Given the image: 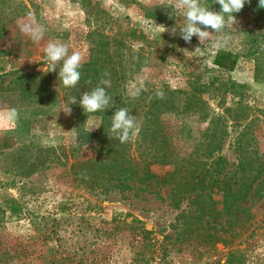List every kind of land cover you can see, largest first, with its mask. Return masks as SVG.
I'll use <instances>...</instances> for the list:
<instances>
[{"label":"rangeland","instance_id":"rangeland-1","mask_svg":"<svg viewBox=\"0 0 264 264\" xmlns=\"http://www.w3.org/2000/svg\"><path fill=\"white\" fill-rule=\"evenodd\" d=\"M202 2L221 10L215 0ZM234 15L236 24L216 34L207 29L212 36L201 44L195 36L190 43L180 38L184 16L176 0H0V114L18 112L15 120H0V264H264V196L247 203L252 215L247 221L220 213L218 203L208 224L202 216L195 226L176 227L168 187L156 193L148 185L106 197L77 187L71 165L92 155L101 120L97 113L77 114L58 77L62 61L52 72L44 52L48 42H64L69 54L80 52L83 65L97 49L108 51L122 64L117 95L149 107L150 94L162 85L184 91L218 75L213 58L217 50H228L237 55V65L222 76L239 85L241 106L253 119L246 139L264 158V8L250 0ZM33 19L46 28L38 43L20 30V22ZM157 26L177 27L176 35ZM220 37L228 39L217 47ZM44 83L43 92L21 94ZM203 97L213 115L222 113L217 100ZM222 101L235 107L238 98L226 95ZM65 106L70 114L61 111ZM163 118L173 143L184 149L175 134L179 119ZM205 127L202 119L193 131ZM227 131L222 154L231 164L237 159L232 145L237 132L231 126ZM167 170L151 167L157 175ZM186 204L183 200L180 209Z\"/></svg>","mask_w":264,"mask_h":264},{"label":"trees","instance_id":"trees-1","mask_svg":"<svg viewBox=\"0 0 264 264\" xmlns=\"http://www.w3.org/2000/svg\"><path fill=\"white\" fill-rule=\"evenodd\" d=\"M121 65L112 60L108 51L97 49L79 69V83L68 88L72 97H77V103L71 106L81 116V94L91 92L106 71L109 76L105 79L110 80L106 92L114 102L119 97L118 105L95 112L100 117L101 125L95 134L96 144L91 149L92 155L76 159L71 165L76 186L104 197L116 191L119 194L133 190L145 191L148 185L149 191L153 192L159 187H168L169 194L166 198L177 209L176 227L181 222L195 226L202 216H207L205 224H208L209 219L215 218L213 212L218 203L222 205L220 213L234 217L235 222L250 219L251 204L247 203L256 196L257 200L264 196V158L251 150L246 139L253 119L248 120L246 110L241 106L239 85L222 76L234 71L237 55L228 50H217L212 61V71L218 72V75L208 78L206 82H197L184 91L171 90L162 85L158 91L163 92V97L157 96L158 91L151 93L149 107L135 105L117 95V88L124 78ZM47 89V83L40 89L33 85L23 88L21 94L32 96L35 90L43 92ZM226 95L238 98L235 107L224 105L222 99ZM203 96L209 100H217V107L222 109V113L213 115ZM116 108H127L130 115L137 117L140 127L138 134L123 144L108 137L111 117ZM166 114L175 115L181 122L175 134L183 142L184 149L173 143L175 135L168 130L163 118ZM202 119L206 122V127L198 131L197 136L193 127ZM189 120L194 123L191 127L187 124ZM229 126L237 132L232 141L237 159L236 163L231 164L222 154ZM153 166L168 170L163 175H157L151 171ZM256 182L257 186L253 187ZM183 200H187V209L181 210ZM210 228L209 226L208 229ZM217 241L223 242L219 238L214 242Z\"/></svg>","mask_w":264,"mask_h":264},{"label":"clouds","instance_id":"clouds-1","mask_svg":"<svg viewBox=\"0 0 264 264\" xmlns=\"http://www.w3.org/2000/svg\"><path fill=\"white\" fill-rule=\"evenodd\" d=\"M246 2H250V0H215V3L219 4L221 9L216 12L210 10L202 0H176V7L184 16L183 26L179 27L180 38L186 43H190L194 36L199 39L201 44L208 41L212 35L207 29L210 28L216 34L236 24L237 21L234 14L239 13ZM259 7L264 8V0H259ZM157 27L163 29L162 33L168 31L171 35H176L177 27H172L171 29H166L163 26ZM20 30L25 35H28L33 42L37 43L43 40L46 33V28L34 19L30 23L20 22ZM227 39L228 37H220L215 42V46H222V43H226ZM44 52L45 60L49 62L48 66L52 72H57V63L62 61V66L58 71V77L62 85L66 88L75 87L81 79L79 69L82 66L83 57L80 52L73 51L69 54V45L58 41L48 42ZM108 76L109 73L106 71L101 77L99 84L91 92H83L81 94L79 105L86 114L105 111L110 106L114 107L113 98L106 92V86H110V80L105 79ZM157 96L162 98L163 92L158 91ZM68 103L71 105L76 104L77 97H71ZM61 111L65 114H70L71 107L65 106ZM17 117L18 112L15 108L0 114V120L12 121ZM111 119L112 123L108 137L109 139H117L121 144L135 137L140 130L137 117L130 115L127 108H116Z\"/></svg>","mask_w":264,"mask_h":264}]
</instances>
